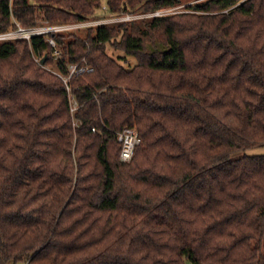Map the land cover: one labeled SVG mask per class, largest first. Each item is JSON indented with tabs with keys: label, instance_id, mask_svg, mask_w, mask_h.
<instances>
[{
	"label": "trees",
	"instance_id": "obj_1",
	"mask_svg": "<svg viewBox=\"0 0 264 264\" xmlns=\"http://www.w3.org/2000/svg\"><path fill=\"white\" fill-rule=\"evenodd\" d=\"M187 2L0 0V33ZM258 148L264 0L0 42V264H264Z\"/></svg>",
	"mask_w": 264,
	"mask_h": 264
},
{
	"label": "built area",
	"instance_id": "obj_2",
	"mask_svg": "<svg viewBox=\"0 0 264 264\" xmlns=\"http://www.w3.org/2000/svg\"><path fill=\"white\" fill-rule=\"evenodd\" d=\"M162 12H158L155 14H152V16L160 15ZM87 23H79L75 25H54V26H38V27H32V28H24L19 25V27L16 30L0 33V42L3 41H11V40H17V39H27L31 41L36 36H43L48 35L50 33H60L67 30H72L78 27L85 26ZM76 26V27H75ZM49 42L53 46L54 55L56 57H60V50L57 47V43L53 38H48ZM70 75L69 77H63L64 81L67 84V88L69 92H71V87L69 85V80L75 76V75H81L85 72H92L94 69L88 65L79 66V64H73L70 66ZM56 74H59L56 72ZM77 103L74 101V104L72 106V113H75L77 110ZM119 142L122 144V150H121V161L123 162H130L134 155L136 148L142 144V139L137 134L136 130L127 127L122 132L118 134Z\"/></svg>",
	"mask_w": 264,
	"mask_h": 264
},
{
	"label": "rangeland",
	"instance_id": "obj_3",
	"mask_svg": "<svg viewBox=\"0 0 264 264\" xmlns=\"http://www.w3.org/2000/svg\"><path fill=\"white\" fill-rule=\"evenodd\" d=\"M200 1H203V0H192V2H190V3L187 2V3H184V4H182V5H180V6L176 7V8H173V9H170V10H167V11H162L161 14H165V13L166 14H170V13L184 11V10H186L187 6H189L190 4L197 3V2H200ZM107 11H108V8H106V6H104L103 9L99 10L98 14H100L102 16L103 14H106ZM152 14L153 13H149V14H126V15H121V16H117V17H102V19H97L95 21L94 20H90V21L84 22V23H87L85 26L78 27V28H75V29H72V30L81 31L83 29H86L89 26L102 24V23H116V22H122V21L133 20V19L141 20V19L153 17ZM54 25H75V24H49L48 22H42V24H41V26H43V27L54 26ZM80 34H82V33H80ZM108 50H109L110 54H112L113 52H115V55L123 54V53L118 52V51H113L112 47H110V46L108 47ZM36 57H37V61L40 62L39 57L38 56H36ZM130 61H131L132 65H135L137 63L136 58H133ZM120 62L122 64L125 63V61L123 59H121ZM41 64H42V62H41ZM47 69L57 70L56 66H54V65L47 66ZM73 104H74V102H73ZM251 154L252 155H264V148L255 149V150L251 151ZM236 156H238V154H236L234 157H236ZM8 264H28V263L25 262V261H21V262H17V263H15L14 261H9Z\"/></svg>",
	"mask_w": 264,
	"mask_h": 264
},
{
	"label": "water",
	"instance_id": "obj_4",
	"mask_svg": "<svg viewBox=\"0 0 264 264\" xmlns=\"http://www.w3.org/2000/svg\"><path fill=\"white\" fill-rule=\"evenodd\" d=\"M47 60V56L42 60V64L44 65Z\"/></svg>",
	"mask_w": 264,
	"mask_h": 264
}]
</instances>
